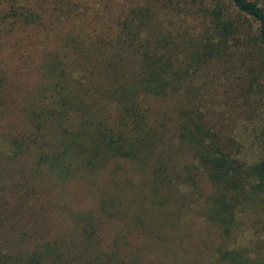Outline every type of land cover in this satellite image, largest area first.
<instances>
[{
	"label": "trees",
	"instance_id": "16d2710c",
	"mask_svg": "<svg viewBox=\"0 0 264 264\" xmlns=\"http://www.w3.org/2000/svg\"><path fill=\"white\" fill-rule=\"evenodd\" d=\"M131 1L114 19L92 9L86 23L43 27L28 58L35 13H0V52L7 44L16 69L31 74L14 82L0 61V264H133L128 239L152 233L156 219L139 218L134 195L161 209L155 231L175 209L212 226L217 244L203 264H264V7ZM222 105L253 118L242 121L249 150L228 135L235 118ZM121 161L146 172L150 194L128 202L98 188L99 172ZM77 183L96 193V210L70 211L48 231L47 208L68 206L67 186L79 199Z\"/></svg>",
	"mask_w": 264,
	"mask_h": 264
},
{
	"label": "rangeland",
	"instance_id": "374dc122",
	"mask_svg": "<svg viewBox=\"0 0 264 264\" xmlns=\"http://www.w3.org/2000/svg\"><path fill=\"white\" fill-rule=\"evenodd\" d=\"M120 1V2H119ZM258 3L264 7V0H257ZM122 3H132L131 0H0V13L7 10L9 7L16 9H28L32 13H35L37 17V25L33 30L29 32L28 39L34 44V49L24 52L26 58L32 56L33 52L40 50V43L43 35V27L48 26L51 30L60 29L63 30L69 26H75L81 22L86 23V20L90 19L91 10L96 9L102 15H112L111 19H114L115 14L121 8ZM86 9V10H84ZM84 10V11H83ZM84 16V17H83ZM41 23V24H40ZM91 23H100V19L93 18ZM19 35H12L8 37L9 42H13ZM0 61L4 69L13 72V81L19 82L20 79L30 77V70L27 67H22L21 70L16 69L15 61L12 60L7 44L0 52ZM23 71V72H22ZM17 72H21L18 73ZM245 106L243 105V108ZM224 112V118L228 122L229 119L235 118L234 122L228 124V135L231 133L238 135L240 141L246 145L247 150L250 149L249 142H247L246 134L247 130L242 127V121L244 119L249 120L250 126L252 119L244 112L239 114L240 109H237V114L230 110L228 105H222ZM247 115V118L244 116ZM244 118V119H243ZM245 120V121H246ZM250 132V131H248ZM246 139V140H245ZM117 163H109L102 171L97 175V186L100 190L109 193V190L120 191L121 196L129 202V197H132L137 190L145 192L146 195L150 194L149 183L147 180V174L145 171H135L131 165L125 161ZM143 171V172H141ZM113 183V186H111ZM197 188L202 194L206 191L207 183L204 178H199ZM71 186H67L64 192H70L69 197H63L64 201L68 200L65 204L67 207H60L57 209L52 205L47 208L45 218L43 220L48 226V231H54L56 224H68L67 215L68 212L84 209L86 207L96 210V193L89 187H85L81 183H77L79 199L71 198ZM193 190V189H192ZM109 195V194H107ZM77 197V196H76ZM134 195L133 200H136V204L131 206L132 209L137 210L139 218L142 221L147 220V217H155V220H151L154 225L160 220L159 209L157 211L152 209L149 203V198L146 197V201H140L139 197ZM192 197V196H191ZM138 198V199H137ZM51 200V198H49ZM59 200L57 202H61ZM167 207V205H166ZM169 208V207H168ZM146 215H143L142 213ZM165 214V211H162ZM172 212H168L166 215L167 222L160 229L154 230V225L150 226L153 229L152 233L141 234L140 239H128V246L130 249L138 252V259L133 264H203L209 254L212 252V248L217 244V232L202 218L193 215L187 210H174V218L170 219ZM64 215V216H62ZM173 220V221H172ZM124 219H115L109 221L108 229H117L121 225L124 226ZM172 223V224H171ZM66 225V224H65ZM119 225V226H118ZM140 223L139 227L134 226L130 229L129 235H137L140 228H143ZM144 226V225H143ZM136 229V230H133ZM149 232V231H146ZM245 234V233H244ZM107 236V232L104 234ZM244 236V235H243ZM244 238L240 237L239 242H242ZM107 241V239H105Z\"/></svg>",
	"mask_w": 264,
	"mask_h": 264
}]
</instances>
